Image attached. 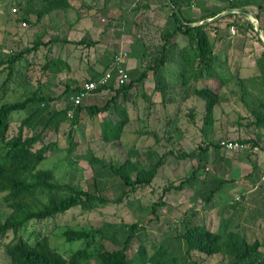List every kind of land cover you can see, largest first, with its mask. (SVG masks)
<instances>
[{
    "label": "rangeland",
    "instance_id": "1",
    "mask_svg": "<svg viewBox=\"0 0 264 264\" xmlns=\"http://www.w3.org/2000/svg\"><path fill=\"white\" fill-rule=\"evenodd\" d=\"M79 1L72 0V9L64 14L52 15L44 22L47 26H40L41 22L36 23V15L24 14V8L28 5L34 11L38 10L41 7L38 0H0V60L30 48L35 41L48 42L67 38L64 36L65 27L75 21L77 10L80 9L83 16L86 14ZM154 1L157 8L154 4L150 9L141 10L143 13L140 11L134 16L137 23L141 22L140 28L134 24L127 28L125 21L117 17L120 14L129 17L128 10L138 7L142 1L113 0L109 2L107 10L94 14L95 18H92L91 22H96L97 27L91 28V34H73L72 30H68L71 32L69 37L75 41V45L67 47L60 43H51L49 50L40 47L36 52L24 53L13 66V74L5 88L4 96L0 98V105L19 102L37 93L54 101L29 105L26 110L12 114L8 136L15 134L21 120L36 108L47 111L62 109L74 94L71 90L64 94L67 87L73 88L76 84L80 85L88 80L90 67H93L95 72L102 71L103 66L98 61L106 50L127 51V72L131 76L138 75L143 69L140 62L142 46L130 38L126 30L128 29L131 35L138 34L144 37L147 43H161L160 30L164 27L170 8L164 7L159 10V4L162 3ZM210 1L215 0H198V3L205 8ZM261 4L264 5L263 2ZM96 5V8H100L98 7L100 4ZM213 5L215 2L211 3L212 7ZM201 7L184 9L183 14L189 13L198 18L202 14ZM142 15L147 17L139 20ZM110 18L117 19L108 21ZM232 21L235 23L234 33H230L229 25ZM241 21L245 20L239 14L234 15V18L220 17L217 21L215 68L227 82L221 90L220 103L214 109V123L211 127H204V105L194 96L181 102L161 103L159 94H153L154 79L151 74L143 85L130 92L125 104L130 121L123 130L120 142H104L100 139L102 119L112 122L119 119L113 109L95 119H90L87 114L82 113L79 124L75 126H72L71 121L63 123L56 132H49L44 140V143L56 142L59 151L49 154L39 166L50 169L61 182L86 190L96 174V178L105 189L104 195L113 201L122 191L119 180L97 163H91L92 158L120 164L128 157V149L133 146L141 157L149 156L150 162L163 158V165L149 186L140 187L128 194L120 203L96 205L88 212H82L77 207L50 219L32 220L22 228L21 236L33 244L37 238L45 235L51 246L66 256L82 247L84 243L65 242L61 237L63 231L68 228L88 231L95 229L98 230V234L91 241L89 248V252L94 255L102 247L120 248L127 235L126 226L138 223L144 226V231L141 232L140 239L132 241L133 253L142 244L149 256L155 245L163 243L169 251L183 256L184 244L175 237L182 232L185 225L202 224L215 232L222 230L229 219H239L247 228V236L253 235L249 238L263 240L264 202L256 194L260 187L256 181L258 175L264 172V120L262 123H257L256 120L257 117H262L264 111L258 106L259 101H262L260 90L247 87L248 92L245 93L242 88L245 85L242 79L258 74L255 61L263 50L261 47L256 48L258 41L249 33L251 30L246 28L245 22ZM52 24L61 27L51 28ZM80 40L97 41L99 46L93 45L89 48L83 43L76 44ZM176 41L179 46L186 43L185 37L180 35ZM59 57L70 64L72 68L70 73L55 75L43 68L47 60ZM178 72L177 65H167V77L171 86L178 85ZM6 74L7 70L0 72V84ZM208 83L214 87L218 85L217 82ZM107 98L108 95L102 99L100 97L98 103L103 104ZM71 130L73 132L70 138ZM152 131L154 135L151 134ZM24 133H29L27 128ZM238 140L250 142L244 144L245 148L239 151L229 152L222 148L216 151L211 147L208 162L195 177L185 182L191 177L197 162L180 158L181 152H197L199 147H205L210 141L221 143ZM71 142L75 143L72 149L69 147ZM149 148L154 154H148ZM232 163H236L234 171ZM251 172L254 173L253 178L251 176L252 182L247 178ZM233 176L238 180H232ZM219 181H225V184L213 200L208 202L207 194ZM181 183L183 186L180 190L173 188ZM239 197H244L240 200L242 205L233 209L231 202ZM155 203L161 205L152 213L151 207ZM3 209L2 219L9 214V210ZM186 261L187 264L228 262L220 255L206 257L195 252L190 253V259ZM0 264H8L2 247Z\"/></svg>",
    "mask_w": 264,
    "mask_h": 264
},
{
    "label": "trees",
    "instance_id": "2",
    "mask_svg": "<svg viewBox=\"0 0 264 264\" xmlns=\"http://www.w3.org/2000/svg\"><path fill=\"white\" fill-rule=\"evenodd\" d=\"M105 1L106 3H104L103 7L97 8L98 11L96 13H102L103 10L108 9V2L107 0ZM149 1V4H140L138 7L128 10L129 17H126V14H120L117 18L125 21L127 28L131 24L140 28L141 22L137 23L134 20V16L141 10L150 9V6L154 4L156 5L155 8H157L154 0ZM157 1L162 3L161 5L159 4V10L164 7L170 8L164 27L160 30L161 43H147L144 37L138 34L131 35L130 31L126 30L127 35L142 46L140 62L143 69L138 75L131 76L127 72V80L117 87L113 85L112 79L107 85L97 88L76 106L69 101L60 110L47 111L36 108L21 120L16 133L11 136H8V132L12 114L26 110L29 105L40 104L41 102L50 103L54 99L37 93L19 102L0 105V219L4 217L1 212L4 210L3 208L9 210V214L0 220V247L4 249L8 264H187L186 260L190 259V253L192 252L206 257L220 255L224 260L228 261L227 264H264V237L263 240L249 238L253 237V235L247 236V228L242 221L239 222V219H229L228 223H225L224 227H222V230L215 232L202 224L185 225L182 232L175 237L184 244L183 256L169 251L163 243L155 245L152 254L149 256L142 244L133 253L131 251V243L133 240L140 239L141 232L144 231V226L138 223L126 226L127 235L120 248L106 249L102 247L94 255L89 252V248L91 241L98 234V230L95 229L88 231L68 228L63 231L61 237L65 242L84 243L82 247L68 253L66 256L51 246L48 237L45 235L37 238L31 244L20 234L22 228L32 220L43 221L50 219L77 207L82 212H88L96 205H106L110 202L118 204L125 196L135 192L140 187L149 186L163 165V158L150 162L149 156L147 158L141 157L133 146L128 149V157L120 164H111L101 159L92 158L90 160L91 163H97L108 170L111 176L119 180V186L122 191L113 201L104 195L105 189L99 183L96 174L86 190L79 189L70 183L61 182L50 169L39 168V166L49 154L59 151L56 142L44 143V140L49 132H56L63 123L71 121L72 126H75L79 124L82 113L87 114L90 119H95L99 115L108 113L113 109L119 119L116 122L102 119L100 123V139L104 142H120L123 130L130 121L125 109L130 92L137 86L143 85L151 74L154 79L153 94H159L161 103L181 102L194 96L201 100L204 105V127L207 128L213 125L214 109L220 103L221 90L227 82L215 68V33L218 30L217 21L219 20L216 17L227 11V9L231 11L239 8L245 2L248 5L255 6L260 12L264 9V5L261 4L264 1L224 0L227 5L216 9L209 7L202 9V14L198 18H190L183 14L184 9L192 8L198 0ZM40 4L41 7L36 11L30 9L29 5L24 8L26 16L36 15V23H39L43 16L51 12L66 10L72 6L70 0H41ZM81 7L85 9L84 7L86 6L82 4ZM142 11L141 13H143ZM259 12L256 14L259 29L264 31V13H261L263 14L262 19ZM85 13L87 15V12ZM77 14L78 20L85 16L82 15L80 9L77 10ZM233 15H224L222 18L226 16L234 18ZM143 17L146 18L147 16L142 15L139 20ZM117 18H110L108 21ZM234 24V21H232L229 26L233 28ZM179 35L186 39V43L183 46H179L176 41ZM257 40L260 41L259 38ZM83 41L80 40L76 44L83 43L89 48L98 44L97 41ZM51 43H60L68 47L72 44L75 45L73 39L68 40L67 38L53 39L48 42L39 40L35 41L30 48L0 60V72L7 70L6 77L0 84V98L6 92L5 88L8 86L13 74L14 64L22 58L23 54L36 52L40 47L48 48L49 50ZM116 53L114 50L104 51L98 61L103 66L102 71L95 72L90 67L88 69L90 78L85 82L94 81L107 71H111L112 60ZM167 65L178 66V85L171 86L169 84ZM255 65L258 69V74L242 79L245 82L242 88L245 93L248 92L246 91L248 90L247 87L260 90L259 95L262 101H259L258 106L261 111H264V50L256 58ZM43 68L50 74L55 75L72 71L70 64L60 57L47 60ZM111 73L114 78L115 73L113 71ZM209 81H212V84L217 82L218 85L214 87L208 83ZM82 84H76L73 88L67 87L64 94L70 90L74 91L73 93L77 92ZM105 95H108V98L100 105L98 101L100 97L102 99ZM69 111H71L70 116L68 115ZM263 120L264 114L261 118L257 117L256 122L262 123ZM25 128H27L29 133H24ZM72 132L73 130L70 131V138ZM151 134L154 135L153 131ZM238 142L247 144L250 140H238ZM74 144L73 142L70 143V149L74 147ZM211 147L215 148L216 151L222 148L220 143L210 141L205 147H199L197 152H181L180 158L197 162L196 166L193 167L191 177L186 179L185 182H189L190 179L195 177L203 165L208 162L209 149ZM148 150V154H154L150 148ZM253 172L247 175L251 182ZM260 175H258L256 181L259 185ZM224 184L225 181L217 182L216 186L210 189L206 200L208 202L212 201ZM182 186L183 184L181 183L173 188L180 190ZM256 194L264 202V187L262 185H260ZM242 198L244 197H239L238 200L232 201L231 207L233 209L240 208L242 205L240 200ZM161 204H153L151 212L154 213L156 207Z\"/></svg>",
    "mask_w": 264,
    "mask_h": 264
},
{
    "label": "crops",
    "instance_id": "3",
    "mask_svg": "<svg viewBox=\"0 0 264 264\" xmlns=\"http://www.w3.org/2000/svg\"><path fill=\"white\" fill-rule=\"evenodd\" d=\"M39 2H41V0H38ZM72 0H70V2H71ZM75 2L76 1H78V0H74ZM110 1H113V0H107V2H108V4H109V2ZM137 1H139V0H136V2ZM142 1V3L141 4H149V0H141ZM79 2H81L82 4H85V6L86 7H84L85 9H86V12H87V15H85L82 19H80V20H78L77 19V17H76V19H75V21L73 22H71V23H69V25H67L65 28V33H64V36H67V39L68 40H70V39H72V38H70L69 37V35L71 36V32L73 33V34H79V33H81V34H88V33H90L91 34V28H94V27H97V23L96 22H91V20H92V18H95V13L98 11L97 10V8H96V4H100V6H98V7H103V5H104V3H106V1L105 0H80ZM148 2V3H147ZM213 3V2H215V5H213V7L211 6V3ZM209 3V5H208V7L209 8H213V9H216V8H221V7H223V6H225V5H227V3H226V1H224V0H215V1H210ZM221 2H223V3H221ZM221 3V4H220ZM108 4H107V6H108ZM71 5H72V2H71ZM202 5H200L199 6V3L198 2H196V4L194 3V5L192 6V8H195V7H201ZM208 7H205V8H208ZM255 7V6H254ZM253 7V5H248L246 2L245 3H243L242 5H240V7L239 8H235V9H232L231 11H224V12H222L220 15H218L216 18L217 19H219L220 17H222V16H224V15H228V14H234V15H236V14H239V15H242L243 17H244V20L245 21H241L242 23H244L245 22V26H246V28H248V30L250 31L249 33H251L254 37H255V39L257 40V38H259L260 39V41H258L256 44V48H260V49H262V50H264V31H261L260 29H259V22H258V19H257V17H256V14L259 12L258 10H257V8L255 7L254 8ZM73 8V5L71 6V8H69V9H72ZM202 9H205V8H203V7H201ZM69 9H66V10H57V11H54V12H51V13H49V14H47V15H45V16H43L42 18H41V23H40V26H42V25H46V23H44L46 20H48L49 19V17H51L52 15H56V14H64L66 11H68ZM190 9V8H189ZM187 10V9H186ZM103 11H105V10H103ZM260 14L261 13H264V9L262 10V11H260L259 12ZM187 15V14H186ZM233 15V16H234ZM188 17H190V18H195L194 17V15L192 16L191 14H189L188 13V15H187ZM262 19H263V14H261V16H260ZM215 18V19H216ZM208 21H210V20H208ZM76 23V24H75ZM47 26V25H46ZM51 28H55V29H59L61 26L60 25H51L50 26ZM81 28H84L83 30H81ZM233 29H235L234 27H233ZM68 30H72L71 32L70 31H68ZM67 31L69 32V33H67ZM231 33V32H230ZM255 33H257L256 35H255ZM68 34V35H67ZM97 46H99L98 44H96V46L95 47H97ZM68 47V46H67ZM94 48V47H93ZM259 49V50H260ZM93 68V67H92ZM237 163V162H236ZM236 163H232L233 165L231 166L232 167V169H233V171H234V167L236 166ZM232 178V180H238V179H236L234 176L233 177H231Z\"/></svg>",
    "mask_w": 264,
    "mask_h": 264
},
{
    "label": "built area",
    "instance_id": "4",
    "mask_svg": "<svg viewBox=\"0 0 264 264\" xmlns=\"http://www.w3.org/2000/svg\"><path fill=\"white\" fill-rule=\"evenodd\" d=\"M229 1H240V0H229ZM264 1V0H263ZM231 33H234V29L231 28ZM128 59V53L124 49H120L113 57L112 60V70L115 75L112 77L111 71H107L104 75L99 77L94 81L84 82L79 90L70 96V101L76 106L81 103V101L87 97L89 94L94 92L97 88L107 85L110 80L113 79V85L119 86L122 85L127 80V69L126 63ZM68 115H71V111L68 112ZM221 147L225 151H239L245 148V145L238 141H228L221 142ZM259 183L264 187V172L261 173L259 178ZM235 200H238L235 199Z\"/></svg>",
    "mask_w": 264,
    "mask_h": 264
}]
</instances>
